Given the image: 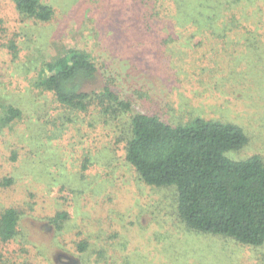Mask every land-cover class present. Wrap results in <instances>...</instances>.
I'll return each instance as SVG.
<instances>
[{"label":"trees","instance_id":"1","mask_svg":"<svg viewBox=\"0 0 264 264\" xmlns=\"http://www.w3.org/2000/svg\"><path fill=\"white\" fill-rule=\"evenodd\" d=\"M9 1L23 21L47 25L56 14L48 0ZM64 7L69 8L68 25L74 22L78 29L87 26L86 19L92 22L103 51L100 63L96 65L83 49L69 48L52 60L35 62L27 90L12 81L4 86L0 82V135L21 119L26 106L36 103L38 92L49 100L57 117L36 132L34 144L58 139L70 125L99 131L123 144L125 160L142 185L151 190L173 189L177 225L195 234L261 247L264 160L258 154L238 160L228 157L250 141L244 126L235 120L188 113L191 117L185 121V116H174L181 108L176 105L179 74L184 71L170 58L177 43L185 41L194 48L209 46L217 59L234 57L237 62L235 56L241 53L244 65H264V47L259 49L255 38L264 35V0H74ZM2 33L0 27V38ZM0 49L12 58L10 62L17 59L14 42L0 44ZM234 77L235 94L252 89L264 101V79L249 84L237 74ZM12 157L17 160V153ZM13 181L0 179V190ZM108 203L113 208L120 205H115L114 197ZM138 208L137 214L117 210L114 220H106L104 238L94 230L79 234L72 264H136L140 252L150 258L146 253L154 242L157 251L170 255L166 248L170 229L178 226L164 212L163 203L149 195ZM130 213L134 221L126 216ZM144 213L149 221L142 225L136 215ZM21 216L13 206L0 210L1 244L19 239ZM63 218L65 214H57L51 222L57 226ZM21 239L24 248L31 241L24 232Z\"/></svg>","mask_w":264,"mask_h":264},{"label":"rangeland","instance_id":"2","mask_svg":"<svg viewBox=\"0 0 264 264\" xmlns=\"http://www.w3.org/2000/svg\"><path fill=\"white\" fill-rule=\"evenodd\" d=\"M48 1L55 5L56 14L49 24L42 25L21 20L9 0H0L3 21L0 44L8 46L12 41L17 46V59L13 62L0 49L2 86L12 81L27 90L35 73L34 63L52 60L69 48L83 49L96 65L100 63L103 51L92 22L86 19L87 26L78 29L74 22L68 25L69 8L64 5L71 6L74 0ZM255 38L259 49L264 47V35ZM197 46L178 42L173 56H168L171 61H177L179 71H184L179 74L181 89L176 105L180 104L181 108L174 116H185V121L191 117L188 113L207 119L235 120L244 126L250 141L243 149L228 153V157L238 160L258 154L264 160V101L257 99L252 89L239 94L233 92L234 75L245 78L249 84L262 81L264 65H244L245 57L241 53L235 56L237 62L234 57L217 59L209 46ZM254 53L257 55V51ZM170 60L162 63L165 66ZM216 68L219 70L215 73ZM35 94L36 103L26 106L21 119L0 135V179L14 180L10 187L0 190V210L13 206L22 213L19 239L10 245L0 243V264H72L76 260L74 250L79 234L94 230L104 238L107 219L114 220L117 210L137 214L138 206L149 195L163 203L164 212L175 223L173 189L151 190L142 185L125 160L123 144L105 138L99 131L73 125L48 144H34L36 132L49 119L57 117L49 100L38 92ZM240 95L245 97L238 98ZM13 152L17 153V160L13 159ZM112 197L115 205L121 206H110L108 200ZM57 214H65L66 218L55 226L51 219ZM126 216L134 221L133 214ZM138 219L145 225L149 215H136V222ZM177 226L170 229L171 240L166 245L170 255L157 251L154 242V248L150 247L146 253L150 258L140 252L136 264H264V244L257 248L242 246L229 239L199 235ZM22 232L31 240L25 248L20 240Z\"/></svg>","mask_w":264,"mask_h":264}]
</instances>
